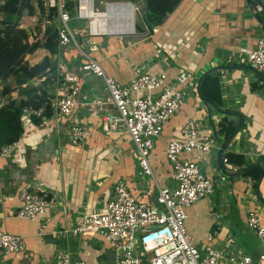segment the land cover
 <instances>
[{"label": "crops", "instance_id": "obj_1", "mask_svg": "<svg viewBox=\"0 0 264 264\" xmlns=\"http://www.w3.org/2000/svg\"><path fill=\"white\" fill-rule=\"evenodd\" d=\"M67 1L74 4L68 25L79 46L97 59L119 85L141 72H164L167 82L181 74L189 75L187 97L154 140L149 159L153 174L161 185H174L172 166L164 153L166 144L181 138L180 130L185 123L198 120L200 134L215 136L216 144L209 152L192 151L183 153L181 158L197 162L214 181L215 190L185 209L186 231L201 254L216 248L256 257L261 246L247 227L246 216L251 209H264V204L258 201L251 178L229 177L220 169L217 151L224 137L215 132L223 114L209 111L197 96L195 86L206 69L221 67L212 72L218 78L221 108L239 113L242 118L238 132L221 155L240 153L244 164L253 163L262 169L259 191L264 197V78L248 69H231L247 65L241 59L264 34L261 25L264 12L251 9L248 0H179L165 19L150 29L141 16L145 15V0H94L95 9L99 10H103L106 2H131L136 9L135 32L91 35L86 21L76 17L75 0ZM19 23L37 28L40 38L36 39L42 40L46 25L57 27L58 15L37 8L34 15H23ZM45 55L49 53L40 48L26 59L32 65ZM49 56L52 68L26 84L41 85L48 80L43 88L51 94L50 114L42 113L40 122L34 120L38 116L22 115L21 138L6 155H0V231L25 239L23 251L2 254L0 262L51 264L59 252H66L72 260L87 264H114L112 248L101 235L87 233L62 238L56 231L75 225L85 213L101 210L116 182L124 184L139 201L155 206L157 191L152 179L142 173L138 153L123 124L112 132L102 129V114L112 110V105L107 101L102 79L79 69L84 57L78 48L72 43H58L57 52ZM68 73L77 76L80 89L71 114L58 120L52 104L67 85L64 77ZM11 92L13 98L18 95V89ZM145 94L144 90L137 92L140 96ZM6 100L7 97H0V104ZM227 115L237 122V116ZM77 122L85 126L86 134L74 143L69 138V129ZM29 158L34 160L32 166ZM229 164L232 169L241 168ZM26 174L27 178L22 180ZM24 191H42L49 199L45 214L49 221L43 235L34 232L44 217L26 220L17 216Z\"/></svg>", "mask_w": 264, "mask_h": 264}, {"label": "built area", "instance_id": "obj_2", "mask_svg": "<svg viewBox=\"0 0 264 264\" xmlns=\"http://www.w3.org/2000/svg\"><path fill=\"white\" fill-rule=\"evenodd\" d=\"M40 1L44 8L58 15V43L74 44L84 57L79 69L103 81L112 110H105L102 114V129L112 132L119 124H123L138 153V165L142 173L152 179L157 191L155 206L139 201L124 184L116 182L101 210L85 213L79 222L57 230L56 235L68 238L87 233L99 234L110 244L114 264H264V209H251L246 216V225L261 246L256 257L246 252L233 253L216 248L201 254L186 231L185 209L215 190L214 181L203 173L197 162L181 158L183 153L192 151L209 152L216 144L215 136L200 134L198 120H189L180 130L181 138L171 139L166 144L164 153L172 166L174 185H161L153 174L149 159L154 140L160 135L167 119L187 97L189 75L181 74L167 82L164 72H141L128 83L119 85L106 74L97 59L79 46L68 25L70 15L65 9L66 0ZM75 10L76 17L86 21L87 31L91 35L135 32L136 9L129 1L106 2L103 10H99L95 9L94 0H75ZM107 13H111V17L101 16ZM99 18L103 21L100 22ZM241 60L257 71L264 72V34ZM64 80L67 85L63 86V91L52 104L54 116L58 120L71 114L75 96L80 89L74 73L66 74ZM140 90L147 94L137 95ZM153 91L158 92L154 94ZM7 97L13 98L12 92ZM99 108L102 109L101 103ZM41 114V109L24 108L22 111L24 116ZM85 134L83 124L77 122L70 126L69 138L74 143L81 141ZM15 143L2 147L0 155H6ZM222 160L226 168L232 169L226 158ZM48 204L49 199L42 191H24L22 194L17 216L26 220L44 217L43 223L34 232L37 236L44 234L49 221L45 216ZM24 249L23 236L0 231V255ZM51 264L87 263L72 260L66 252H59Z\"/></svg>", "mask_w": 264, "mask_h": 264}, {"label": "trees", "instance_id": "obj_3", "mask_svg": "<svg viewBox=\"0 0 264 264\" xmlns=\"http://www.w3.org/2000/svg\"><path fill=\"white\" fill-rule=\"evenodd\" d=\"M179 0H145V24L152 28L160 24L170 13ZM73 3L66 0L65 9L71 15ZM44 11L40 0H0V97L10 96L13 89H18L15 98L7 97L6 102L0 105V151L2 147L19 141L23 134L21 120L24 108L41 109L43 114L49 115V97L51 94L43 88L48 82L41 85L26 84L35 77L45 74L46 69L52 68L49 55L57 52L58 34L55 25H46L43 39L29 41L32 36L31 29L20 27V18L23 15H34L36 10ZM44 48L49 55H45L35 64H30L26 59L37 49ZM12 78V80H10ZM23 84H26L23 86ZM201 91L209 100L221 107L218 78L212 73L207 74L201 82ZM208 86L209 88H205ZM35 115H32L34 118ZM40 117L34 118L40 122ZM236 124L235 119L229 115H221L217 124L216 134L227 137ZM222 157L227 162L248 169L241 175L251 178L255 187L260 174V168L253 163L244 164V156L240 153L225 152Z\"/></svg>", "mask_w": 264, "mask_h": 264}, {"label": "water", "instance_id": "obj_4", "mask_svg": "<svg viewBox=\"0 0 264 264\" xmlns=\"http://www.w3.org/2000/svg\"><path fill=\"white\" fill-rule=\"evenodd\" d=\"M248 5L251 9L255 10V11H259L262 10L264 12V3L262 0H248ZM261 25L264 31V16L261 19ZM233 68H239V69H248L251 70L253 72H255L257 75L261 76L264 78V72H260L257 71L256 69L247 66V65H236V66H232L231 69ZM221 69V67L216 66V67H211L206 69L203 73H201L196 81V86H195V90H196V94L199 97V99L202 101V103L208 108V110L210 111L211 109H213L214 111L223 114V115H227V114H234L235 116H237V122L234 126V128L232 129V131L230 132V134L225 137L223 140H220L221 144L220 147L217 151V161L219 163V167L220 169L225 173V175L229 176V177H235V176H239L242 175L247 169L248 167H241L239 169H228L225 167V165L223 164V160H222V151L225 150L227 148V146L229 145L231 139L236 135V133L238 132L240 126H241V122H242V118L241 115L239 113H232L226 109H223L221 107H219L217 104H215L214 102H212L211 100H209L207 97H205V95L202 93L201 91V82L204 79V77L209 74L212 73L216 70ZM30 159V165L32 166L34 163V160ZM24 168V167H23ZM27 174L26 176L22 179L25 180L27 178ZM263 178V171L261 169L259 177L256 181V186H255V195L258 199V201H260L261 203L264 204V197L261 195L260 191H259V185L260 182ZM1 182L3 183V178H1ZM12 185L14 186L15 183L12 182Z\"/></svg>", "mask_w": 264, "mask_h": 264}, {"label": "rangeland", "instance_id": "obj_5", "mask_svg": "<svg viewBox=\"0 0 264 264\" xmlns=\"http://www.w3.org/2000/svg\"><path fill=\"white\" fill-rule=\"evenodd\" d=\"M72 12H74L72 10ZM142 17H144V14L141 15ZM83 24V23H81ZM20 27H24L23 25H21ZM31 29V37L29 38V41H33L35 38H40V31L37 30V28H30ZM213 112H215L213 109H212ZM217 113V112H215ZM219 114V113H218ZM261 194L263 195V193L261 192ZM261 203V202H260Z\"/></svg>", "mask_w": 264, "mask_h": 264}, {"label": "bare ground", "instance_id": "obj_6", "mask_svg": "<svg viewBox=\"0 0 264 264\" xmlns=\"http://www.w3.org/2000/svg\"><path fill=\"white\" fill-rule=\"evenodd\" d=\"M111 13H107V14H103V15H101V16H104L105 18H109V17H111ZM99 21L100 22H102L103 21V19L102 18H99ZM103 28V27H102Z\"/></svg>", "mask_w": 264, "mask_h": 264}]
</instances>
